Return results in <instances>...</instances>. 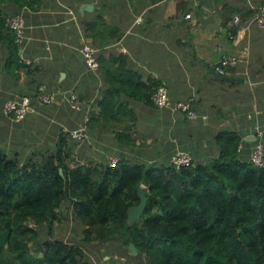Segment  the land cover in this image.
Here are the masks:
<instances>
[{
  "label": "crops",
  "instance_id": "obj_1",
  "mask_svg": "<svg viewBox=\"0 0 264 264\" xmlns=\"http://www.w3.org/2000/svg\"><path fill=\"white\" fill-rule=\"evenodd\" d=\"M225 6L258 10L264 0H0V148L24 159L66 148L71 167L112 158L161 166L179 151L207 164L224 131L255 142L264 126V28L234 23ZM16 14L24 26L9 38L2 21ZM83 45L97 50V71L87 69ZM225 55L240 59L226 69L233 82L213 73ZM162 84L173 103L191 100L197 118L145 99ZM39 86L57 93L54 103L38 102ZM113 87L115 115L103 117L100 101ZM22 97L32 111L14 122L4 105ZM252 147L241 145L242 154Z\"/></svg>",
  "mask_w": 264,
  "mask_h": 264
},
{
  "label": "trees",
  "instance_id": "obj_2",
  "mask_svg": "<svg viewBox=\"0 0 264 264\" xmlns=\"http://www.w3.org/2000/svg\"><path fill=\"white\" fill-rule=\"evenodd\" d=\"M225 8L232 18L239 15V25L257 12ZM117 91L113 87L103 96L101 116L114 117L108 109ZM217 141L214 160L180 169L124 158L114 166L71 167L66 148L40 159L0 148V264H98L83 246L53 236L54 223L66 217L63 205L82 227L84 245L121 239L128 257L132 243L143 264H264V166H254L241 150L256 141L234 131L221 132ZM141 185L147 205L129 224L127 212L139 204ZM44 227L47 238L39 232Z\"/></svg>",
  "mask_w": 264,
  "mask_h": 264
},
{
  "label": "built area",
  "instance_id": "obj_3",
  "mask_svg": "<svg viewBox=\"0 0 264 264\" xmlns=\"http://www.w3.org/2000/svg\"><path fill=\"white\" fill-rule=\"evenodd\" d=\"M187 18L190 15L186 16ZM241 19L238 16L233 18V22L239 24ZM246 23L248 26L254 25L261 28H264V7H260L255 15L249 18ZM5 26L13 33H16L17 36L21 33L24 23L22 18L19 15L7 16L4 19ZM81 54L84 58V63L88 70L97 71L99 69V62L97 58V50L90 45H83L81 48ZM239 58L235 56L225 55L222 57L220 65L217 67V72L219 74H226V69L236 66L239 63ZM57 93L48 91L44 86H39L37 89L36 98L39 103L43 105H50L55 102ZM68 99L70 102H76V96L73 92H68ZM151 101L153 105L157 108H167L173 113H181L187 119L193 120L197 118V113L192 106L191 100L188 101H179L173 103L170 100L169 92L167 87L162 84L156 87L154 92L151 95ZM32 111L31 98L22 97L19 100H12L6 102L4 105V112L11 116L14 122L22 121L25 116ZM63 132L69 133L73 138L83 139L84 131L83 129L69 130L66 127L62 128ZM256 142L252 147V150L249 155L250 161L256 167L264 166V145L261 142V139L264 135V126L256 128ZM119 161L118 158H112L109 160L108 165L114 166ZM192 164L191 156L184 151H179L174 154L170 159V165L176 169L182 167H188Z\"/></svg>",
  "mask_w": 264,
  "mask_h": 264
},
{
  "label": "rangeland",
  "instance_id": "obj_4",
  "mask_svg": "<svg viewBox=\"0 0 264 264\" xmlns=\"http://www.w3.org/2000/svg\"><path fill=\"white\" fill-rule=\"evenodd\" d=\"M61 212L66 217L54 223L53 236L83 246L90 261L98 264H143L145 262L144 257L139 258L137 255L129 258L127 247L120 242L121 239L108 240L104 244L91 242L84 245L82 243V227L71 219L72 208L63 205ZM39 232L42 237H48L45 227L44 229L40 228Z\"/></svg>",
  "mask_w": 264,
  "mask_h": 264
},
{
  "label": "water",
  "instance_id": "obj_5",
  "mask_svg": "<svg viewBox=\"0 0 264 264\" xmlns=\"http://www.w3.org/2000/svg\"><path fill=\"white\" fill-rule=\"evenodd\" d=\"M81 8L83 9H90L91 8V4H83L81 6ZM213 73L215 74V77L218 78L219 80H224V81H228V82H233L235 79L225 75V74H219L218 72H216L215 70L213 71ZM254 139H256V137H254ZM60 174L63 175V171L62 169H60ZM138 196L140 198V202L138 205L132 206L128 209V222L129 224H132L133 222L138 221L141 218L142 213L145 210V207L147 205V196L144 190V185L139 186L138 188ZM128 250H129V255L130 256H136L138 251L136 249V247L132 244L129 243L128 244Z\"/></svg>",
  "mask_w": 264,
  "mask_h": 264
},
{
  "label": "clouds",
  "instance_id": "obj_6",
  "mask_svg": "<svg viewBox=\"0 0 264 264\" xmlns=\"http://www.w3.org/2000/svg\"><path fill=\"white\" fill-rule=\"evenodd\" d=\"M144 188H145V186H144Z\"/></svg>",
  "mask_w": 264,
  "mask_h": 264
}]
</instances>
